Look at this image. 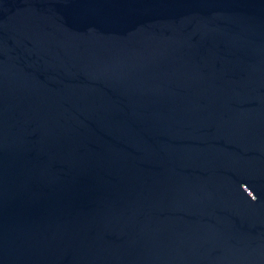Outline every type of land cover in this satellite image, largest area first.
Listing matches in <instances>:
<instances>
[{
	"label": "water",
	"instance_id": "95a60500",
	"mask_svg": "<svg viewBox=\"0 0 264 264\" xmlns=\"http://www.w3.org/2000/svg\"><path fill=\"white\" fill-rule=\"evenodd\" d=\"M0 264H264V0H0Z\"/></svg>",
	"mask_w": 264,
	"mask_h": 264
}]
</instances>
